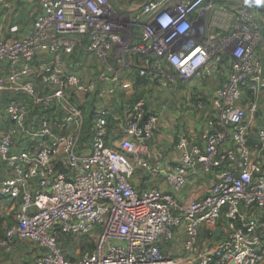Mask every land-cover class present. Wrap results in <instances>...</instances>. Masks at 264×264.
Instances as JSON below:
<instances>
[{"label":"built area","instance_id":"1","mask_svg":"<svg viewBox=\"0 0 264 264\" xmlns=\"http://www.w3.org/2000/svg\"><path fill=\"white\" fill-rule=\"evenodd\" d=\"M38 7L24 34H0V91L12 94L0 123L9 170L0 198L20 202L0 252L27 242L36 264H264V0H144L129 14L111 0ZM88 56L95 76L76 69ZM132 72L165 87L214 86L196 96L199 138L173 128L177 166L151 147L164 110L143 100L111 107ZM206 175L207 192L186 196ZM138 177L157 184L142 188ZM78 235L95 244L71 257L62 241ZM179 240L183 252L167 255Z\"/></svg>","mask_w":264,"mask_h":264},{"label":"rangeland","instance_id":"2","mask_svg":"<svg viewBox=\"0 0 264 264\" xmlns=\"http://www.w3.org/2000/svg\"><path fill=\"white\" fill-rule=\"evenodd\" d=\"M143 1L144 0H111L113 5L116 7V10L122 12L123 14H129L134 7L143 3ZM3 6H0V13H3L2 19H4V14H8L9 18L12 21L24 27L30 22L34 21L33 19L37 17V10H39L38 0H8ZM75 61L76 60H72L70 58V62H74L73 64L76 68ZM92 67L93 69H91ZM76 69L83 76L87 74L95 76V74L98 72V64L94 58H89L88 56V58L86 57L84 59V64L81 66V68ZM130 75V77L125 78L123 80L121 89L110 102L111 107H115L116 111L120 112L123 110L125 105L134 104L139 100H143L146 105V108H154L161 111L164 110V118L172 117L177 119L178 122H175V128H177V130H179L180 128H182L183 130H188V127L193 126L192 124L194 122H197L198 116L200 117L199 121H201L203 124L204 120L202 116L204 115L205 110L197 108L196 103L193 100V97L205 94L199 89L200 87H202V85L197 86L198 83H196L195 81L187 82L184 84H178L173 87H165L159 84H151L148 81L146 83L140 84L137 81L138 75H136L134 72L130 73ZM205 85H208V87L212 88L214 87L212 84ZM11 95L12 94H10L9 92L0 91V118H3V116L5 115L6 104L9 101ZM19 98L23 99L24 96H19ZM94 100L95 97L92 96L86 102L87 105L84 107L86 109V135L88 133V127L90 124L89 118L92 117L91 111L94 106ZM190 121H193V123L191 125H188ZM257 122L262 123L264 125V91H262V99L259 100V112L257 115ZM187 130L185 131L186 133L189 131ZM157 131L153 140L156 138L157 135H161L160 138H164L166 140L167 137L171 140L175 139L176 132L172 129V127L164 131L162 129V131L158 133ZM254 141L257 143L255 135ZM255 142H253V144H255L256 147L257 145ZM164 148H167V146H165ZM162 156H164V154H162ZM143 184L145 183H142L141 185L143 186ZM204 186L205 189L208 188V184H205ZM200 192L197 191L195 196H201ZM14 203L15 202H11L10 200L6 199V204L12 205ZM15 205L16 207L6 215V220H3V216L1 217L0 229L4 228L5 230V228H8L9 226H12L17 223L19 218V204L16 203ZM210 236V229L203 230V242H207ZM94 243V236L78 235L72 237L71 240H69V238L64 239L62 241V246L64 247V250L69 254V256L78 257L83 251L87 249L88 244ZM23 244L26 246L30 245L31 247L35 248L36 257H38V248H36L33 244H29L27 242ZM18 251L19 249L17 246L12 252H0V260L3 262V264H9L10 262H13V259L18 254ZM181 252H183V243L181 240H179L176 245H170L166 250V254L170 256H179ZM36 257L32 256L31 261L33 262Z\"/></svg>","mask_w":264,"mask_h":264},{"label":"crops","instance_id":"3","mask_svg":"<svg viewBox=\"0 0 264 264\" xmlns=\"http://www.w3.org/2000/svg\"><path fill=\"white\" fill-rule=\"evenodd\" d=\"M37 12H38V10H37ZM2 16H3V13H0V34L5 35L6 37H15V36H20V35L24 34L27 27L30 24H32V22H33V21L30 22L28 25H26L24 27L22 25H18L14 21H12L9 18L8 14H4V19H2ZM197 86H199V85H197ZM199 89L201 92H204V93H206L209 90V89H207L206 86H202ZM260 99H262V92L258 95V100H260ZM177 118H178V116H177ZM1 119L2 118H0V121H1ZM175 122H178V120L175 118H172V117L164 118L163 117V120H162L161 125H160V129L157 131V133L162 131V129H163V131L169 129L170 127H172V129H173V127L176 126ZM0 123L3 124L2 121ZM192 123H193V121H190L188 125H191ZM192 125L193 126L188 127L189 131L186 128L185 129L188 131L187 133H190L191 135H193V137L195 139H198L199 135L202 133L203 124L198 119L197 122H194ZM165 128H167V129H165ZM186 130H183L182 128H180L178 131L179 132H185ZM160 136L161 135H157L151 144L153 153L155 155H157V158L160 157L163 160H165L168 165L173 166V167L177 166L178 156L174 150V144H173L174 140H171L168 137L166 140L164 138H160ZM164 145L167 146V148H164L165 147ZM161 153L164 154V156H162ZM8 171L9 170L6 166L0 164V179L4 178L8 174ZM195 182L196 183L193 185V187L189 188V191H188V193H186V196H193L196 194L197 191H199V192L201 191L200 192L201 196H203L207 192V189L210 187L209 185H211L212 179H211L210 175L209 176H207V175L206 176H199V178H197V180ZM142 183H145V184H143V186H142L141 185ZM137 184H140V186L142 188L143 187L146 188L150 185L157 184V182L155 180L150 179V178L148 179V178L138 177ZM205 184H208V188H206V189L204 186ZM201 196H199V197H201ZM10 201L13 202L12 200H10ZM16 203L19 204L18 206H19V210H20L19 200L15 201L14 204L10 205V204H6V199L0 198V220H1L2 216H3V220H6V215L8 213H10L16 207V205H15ZM246 213H248V212L246 211ZM1 229L4 230V228H1ZM90 236H92V235H90ZM32 256L36 257L35 248L31 247L30 245L26 246L23 244V246H21L19 248V251H18V254L16 255V257H14L13 262H10L9 264H36L37 259L39 257V254H38V257H36L33 262L31 261ZM0 264H3V262L1 260H0Z\"/></svg>","mask_w":264,"mask_h":264},{"label":"trees","instance_id":"4","mask_svg":"<svg viewBox=\"0 0 264 264\" xmlns=\"http://www.w3.org/2000/svg\"><path fill=\"white\" fill-rule=\"evenodd\" d=\"M33 20H35V19H33ZM138 80V83H146L147 82V79H145V78H143V77H141V76H138V78H137ZM195 96V95H194ZM193 100L195 101V103H196V101H197V97L195 96V97H193ZM88 134V133H87ZM253 142H255L254 141V138H252V140H251V144H252V146L253 147H255V144H253ZM256 143V142H255ZM258 143H256V145H257ZM258 146H261L260 144H258ZM257 147V146H256ZM4 231L5 230H1L0 229V235H2L3 233H4ZM73 236H67V237H65L64 239H66V238H69V240H71V238H72ZM63 239V240H64ZM95 244V243H94ZM94 244H88L87 246V249L86 250H88V249H91V248H93V246H94Z\"/></svg>","mask_w":264,"mask_h":264},{"label":"water","instance_id":"5","mask_svg":"<svg viewBox=\"0 0 264 264\" xmlns=\"http://www.w3.org/2000/svg\"><path fill=\"white\" fill-rule=\"evenodd\" d=\"M220 232H221V228L218 227V228L215 230L214 235H215V236H218V235L220 234Z\"/></svg>","mask_w":264,"mask_h":264},{"label":"clouds","instance_id":"6","mask_svg":"<svg viewBox=\"0 0 264 264\" xmlns=\"http://www.w3.org/2000/svg\"><path fill=\"white\" fill-rule=\"evenodd\" d=\"M257 3H259L258 0H257Z\"/></svg>","mask_w":264,"mask_h":264},{"label":"snow or ice","instance_id":"7","mask_svg":"<svg viewBox=\"0 0 264 264\" xmlns=\"http://www.w3.org/2000/svg\"><path fill=\"white\" fill-rule=\"evenodd\" d=\"M258 2H260V0H258Z\"/></svg>","mask_w":264,"mask_h":264}]
</instances>
